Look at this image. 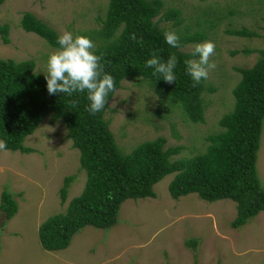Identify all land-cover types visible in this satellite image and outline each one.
Segmentation results:
<instances>
[{"label": "rangeland", "instance_id": "rangeland-1", "mask_svg": "<svg viewBox=\"0 0 264 264\" xmlns=\"http://www.w3.org/2000/svg\"><path fill=\"white\" fill-rule=\"evenodd\" d=\"M162 1L163 10L179 9L181 21H160V27L178 37L199 31L205 35L201 42L215 44L210 62L216 67L203 79L204 121H188L177 101L166 94L156 95L147 79L127 77L109 99L104 118L122 153L161 136L164 147L180 146L179 152L170 157L174 160L202 152L207 145L205 136L219 130L218 118L232 109L231 91L240 78L235 68L252 66L258 58L257 50L264 47V0ZM106 6L107 0H4L0 4V25L8 26L9 42L2 43L0 37V58L32 59L33 71L45 77L47 57L57 48L22 30V13H32L59 35L68 31L74 36H87L97 47L101 40L92 31L101 26ZM232 8L233 13L228 14ZM241 26L257 35L226 32ZM195 44L186 43L180 49L190 52ZM66 132L62 120L51 121L47 114L23 140V145L33 151H0V192L9 191L17 203L16 212L8 220L0 213V264H13L12 256L16 264H264V212H258L250 224L230 228L228 223L236 211L233 201L224 198L209 202L196 193L174 199L167 189L173 173L153 185L154 197L125 199L112 226H83L64 249H42L38 225L63 212L85 180L78 165V150L71 146ZM255 166L264 186V118ZM67 175L71 181L66 198L60 201L58 189ZM188 239H195L194 248L185 244Z\"/></svg>", "mask_w": 264, "mask_h": 264}, {"label": "trees", "instance_id": "trees-1", "mask_svg": "<svg viewBox=\"0 0 264 264\" xmlns=\"http://www.w3.org/2000/svg\"><path fill=\"white\" fill-rule=\"evenodd\" d=\"M3 1L0 0V4ZM233 11L232 8L227 13ZM160 21L178 24L181 21L179 9L163 10L162 0H107L101 26L92 31L101 40L94 54L101 57L104 71L113 76L115 89L126 77L147 79L156 95L166 94L177 101L188 121L203 122L201 94L206 87L203 79L193 87L184 64L185 60L198 57H193L192 51H182L180 46L201 42L205 35L199 31L183 35L179 37L180 46L172 48L164 40L163 33L167 30L159 26ZM261 21L264 30V17ZM19 26L25 32L40 36L51 47L59 48V34L32 13L23 12ZM7 32L8 26L0 25L4 44L9 42ZM226 32L246 37L257 35L242 26L226 29ZM131 34L142 39L143 45L134 43ZM153 52L162 61H167L173 53L176 55L175 82L169 84L145 67V61ZM257 52L258 58L252 66L235 68L240 78L231 91L233 107L218 118L219 130L205 136V149L174 160L170 157L179 152L180 146L164 147L165 139L161 136L138 143L128 153L119 150L109 121L104 118L113 92L109 93L105 107L92 115L86 110L90 103L86 92L73 93L71 97L59 93L50 95L45 77L33 71L32 59L0 58V140L6 142L7 150L33 151L23 145V140L49 114L51 121H63L71 146L78 150L79 168L85 173L80 193L68 200L65 210L38 225L41 248L47 251L65 248L72 235L86 225L112 226L125 199L154 197L153 185L169 173L173 176L167 189L174 199L196 193L209 202L224 198L235 202L236 213L228 223L231 228L240 227L259 211H264V187L255 166L264 118V47ZM70 181V175L63 177L58 189L60 201L66 198ZM16 210L17 203L11 193L2 190L0 213L4 220L11 218ZM195 243L194 239L185 242L192 248Z\"/></svg>", "mask_w": 264, "mask_h": 264}, {"label": "clouds", "instance_id": "clouds-1", "mask_svg": "<svg viewBox=\"0 0 264 264\" xmlns=\"http://www.w3.org/2000/svg\"><path fill=\"white\" fill-rule=\"evenodd\" d=\"M165 42L172 48L180 46L179 37L175 32L165 31L163 33ZM134 43L143 45V40L138 39L135 34L130 35ZM59 48L51 52L45 62V79L47 92L50 95L73 93H84L89 103L86 109L95 115L104 107L110 92H114L115 81L112 75L106 73L101 57L94 54L95 44L84 35H73L64 31L57 37ZM215 53V44L211 41L196 43L193 46L192 56L198 59L184 61L185 71L190 76L193 87L197 86L202 79H207L209 71L215 69L216 64L210 62V57ZM177 65V57L173 53L167 61H162L155 52L151 58L145 61V67L151 68L153 76L171 84L175 82L174 69ZM76 101H73L75 104ZM0 151H7L6 142L0 140ZM108 198L112 195L109 193Z\"/></svg>", "mask_w": 264, "mask_h": 264}, {"label": "crops", "instance_id": "crops-1", "mask_svg": "<svg viewBox=\"0 0 264 264\" xmlns=\"http://www.w3.org/2000/svg\"><path fill=\"white\" fill-rule=\"evenodd\" d=\"M264 187V186H263ZM189 194V193H188ZM12 196V195H11ZM180 197V196H179ZM232 201V200H231ZM211 202V201H210ZM234 204H235V202H234ZM259 212H261V211H259ZM264 212V211H263ZM235 213H236V211H235ZM257 215V214H256ZM234 216H235V214H234ZM233 216V217H234ZM252 220H254V216L252 217V218H250L248 221H246L243 225H247V224H250V222L252 221ZM243 225H241L240 227H242ZM87 226V225H86ZM89 226V225H88ZM240 227H238V228H240ZM231 228V227H230ZM101 229H104V228H101ZM233 229H237V228H233ZM79 231V230H78ZM76 233V232H75ZM74 233V234H75ZM73 234V235H74ZM72 235V236H73ZM72 238V237H71ZM71 238H70V240H71ZM195 240V239H194ZM70 242V241H69ZM69 244V243H68ZM67 244V245H68ZM0 247H2L1 245H0ZM64 249V248H63ZM61 250V249H60ZM47 251V250H46ZM57 251V250H56ZM2 253L1 254H3L4 253V250L3 251H1ZM11 254V253H10ZM12 256V255H11ZM13 258H14V260L17 262V260H16V258L14 257V256H12ZM6 258H7V256H6ZM7 260H8V258H7ZM14 260H12V262H13V264H16V262L14 261ZM9 261V260H8Z\"/></svg>", "mask_w": 264, "mask_h": 264}]
</instances>
